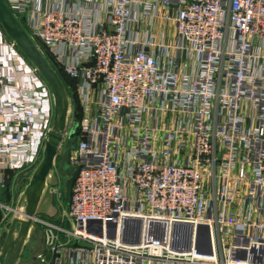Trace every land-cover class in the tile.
I'll list each match as a JSON object with an SVG mask.
<instances>
[{
    "label": "built area",
    "instance_id": "built-area-1",
    "mask_svg": "<svg viewBox=\"0 0 264 264\" xmlns=\"http://www.w3.org/2000/svg\"><path fill=\"white\" fill-rule=\"evenodd\" d=\"M6 2L82 108L64 134L75 167L66 209L32 217L38 261L264 264V0ZM53 112L46 82L0 27L9 197L39 161ZM6 184L0 246L16 210ZM127 219L142 221L137 243L123 240ZM175 225L180 236L189 227L187 248Z\"/></svg>",
    "mask_w": 264,
    "mask_h": 264
},
{
    "label": "water",
    "instance_id": "water-1",
    "mask_svg": "<svg viewBox=\"0 0 264 264\" xmlns=\"http://www.w3.org/2000/svg\"><path fill=\"white\" fill-rule=\"evenodd\" d=\"M0 27L46 82L53 98L52 125L44 137L41 157L29 175L20 181L15 201L16 211L12 213L8 225L5 227L4 239L0 246V264H30L28 259L23 258L25 248L32 236L36 237L39 242L42 240L41 232L34 226L32 217L37 214L54 217L57 214L55 205H52V195H47L49 187L58 183L55 171L57 158L59 157L58 167L62 172L69 178H73L75 174V167L66 162L69 150L73 147V142L70 139L65 141L64 151L59 156L67 129L68 93L62 74L53 67L55 63L42 54L23 25L12 13L6 0H0ZM75 126L76 123L72 125L71 129H74ZM154 224H158L161 231L164 232L165 225L154 222L149 223V231ZM142 226V221L139 219H127L123 227V240L128 243L139 242ZM181 227V225L174 227V244L181 248H187L190 242L189 227L186 228L182 244H179L177 239L180 235L177 231ZM35 264L41 263L36 261Z\"/></svg>",
    "mask_w": 264,
    "mask_h": 264
},
{
    "label": "rangeland",
    "instance_id": "rangeland-1",
    "mask_svg": "<svg viewBox=\"0 0 264 264\" xmlns=\"http://www.w3.org/2000/svg\"><path fill=\"white\" fill-rule=\"evenodd\" d=\"M72 84V90L73 91H67L68 93V101H69V110H68V119H67V127L71 128L72 125L74 123H79L80 118H81V114H82V108L81 106L78 104L77 100H76V94H75V84L71 81ZM75 102H77L78 105V109H79V117H77L75 115ZM64 151V146L61 147L60 153ZM63 173V172H62ZM22 173L18 174L17 178L21 177ZM57 175V180L58 183L53 186V187H49L48 191H47V195H52V205H55L56 209H57V214H60L62 210L66 209L67 206V196L69 194V187H70V180L68 178L67 175L65 174H60L58 176ZM12 189V188H11ZM10 192V187L8 189V193ZM19 189H12L11 192V199H7V202L9 203H15L16 199H17V195H18ZM57 214L54 217H50V218H56ZM44 216V215H43ZM35 226V225H34ZM37 228V226H35ZM1 234H2V230L0 231V239H1ZM4 238V235L3 237ZM2 242V241H1ZM32 245L37 246V241L35 243H32ZM26 255V252L24 253Z\"/></svg>",
    "mask_w": 264,
    "mask_h": 264
},
{
    "label": "crops",
    "instance_id": "crops-1",
    "mask_svg": "<svg viewBox=\"0 0 264 264\" xmlns=\"http://www.w3.org/2000/svg\"><path fill=\"white\" fill-rule=\"evenodd\" d=\"M57 167H58V165H57ZM62 174H64V173H62ZM14 175H15V174H14ZM3 176L6 177V179H7V177H8L7 171H5V172H4V171L1 172V170H0V180H1V178H2ZM6 198L9 199V198H10L9 195H8V197H6ZM36 241H37V246L34 247V245H32V243H35ZM25 252H26V255L23 254V258H24V259H28L29 262H30V264H35L36 261H38L37 256H38L39 254H41V253L44 252L43 241L41 240V242H39V241L36 239V237L32 236L30 242L28 243L27 247L25 248L24 253H25ZM38 262H39V261H38ZM39 263H40V262H39Z\"/></svg>",
    "mask_w": 264,
    "mask_h": 264
},
{
    "label": "trees",
    "instance_id": "trees-1",
    "mask_svg": "<svg viewBox=\"0 0 264 264\" xmlns=\"http://www.w3.org/2000/svg\"><path fill=\"white\" fill-rule=\"evenodd\" d=\"M62 78H63V82L65 84V87L67 88L68 91H73L72 90V84H71V80L66 76V75H63L62 74ZM75 115L77 117H79V109H78V105H77V102H75ZM7 174H8V177H7V184H6V190H5V193L7 194V197H8V189L10 187V184H11V179L14 175V172L13 171H7ZM69 178V177H68ZM70 180V187H69V193H70V188H71V185H72V182H73V178H69ZM67 198V201H68V198H69V194L68 196L66 197ZM45 216V215H44Z\"/></svg>",
    "mask_w": 264,
    "mask_h": 264
},
{
    "label": "bare ground",
    "instance_id": "bare-ground-1",
    "mask_svg": "<svg viewBox=\"0 0 264 264\" xmlns=\"http://www.w3.org/2000/svg\"><path fill=\"white\" fill-rule=\"evenodd\" d=\"M67 139H64L63 138V141H62V143H65V141H66ZM71 140V139H70ZM72 141V140H71ZM73 142V141H72ZM62 154V152L59 154V156ZM41 157V156H40ZM58 159H59V157L57 158V160H56V166L55 167H57V165H58ZM60 169V168H59ZM62 172V171H61ZM64 173V172H63ZM65 174V173H64ZM66 175V174H65ZM16 211V210H15ZM21 213V212H20ZM160 227H159V225L158 224H154L153 226H151V234L152 235H154V236H160V235H162L163 233V230L161 231V230H158V231H155V230H157V229H159ZM178 243L179 244H182V242H183V240H184V235H181V236H179L178 237Z\"/></svg>",
    "mask_w": 264,
    "mask_h": 264
}]
</instances>
